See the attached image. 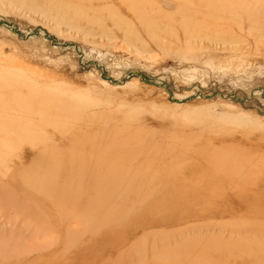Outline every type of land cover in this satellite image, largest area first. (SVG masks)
Returning <instances> with one entry per match:
<instances>
[{"label": "rangeland", "instance_id": "374dc122", "mask_svg": "<svg viewBox=\"0 0 264 264\" xmlns=\"http://www.w3.org/2000/svg\"><path fill=\"white\" fill-rule=\"evenodd\" d=\"M0 264H264V0H0Z\"/></svg>", "mask_w": 264, "mask_h": 264}]
</instances>
